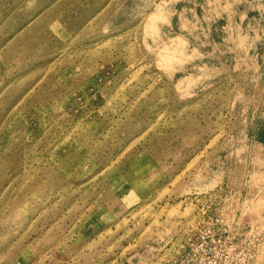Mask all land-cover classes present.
<instances>
[{
  "label": "rangeland",
  "instance_id": "obj_1",
  "mask_svg": "<svg viewBox=\"0 0 264 264\" xmlns=\"http://www.w3.org/2000/svg\"><path fill=\"white\" fill-rule=\"evenodd\" d=\"M0 264H264V0H0Z\"/></svg>",
  "mask_w": 264,
  "mask_h": 264
}]
</instances>
